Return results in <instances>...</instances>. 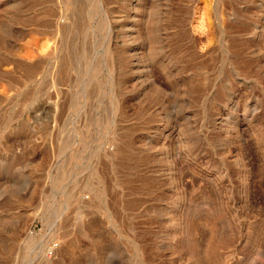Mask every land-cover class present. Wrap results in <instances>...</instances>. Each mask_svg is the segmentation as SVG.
I'll return each mask as SVG.
<instances>
[{"label": "rangeland", "instance_id": "rangeland-1", "mask_svg": "<svg viewBox=\"0 0 264 264\" xmlns=\"http://www.w3.org/2000/svg\"><path fill=\"white\" fill-rule=\"evenodd\" d=\"M0 264H264V0H0Z\"/></svg>", "mask_w": 264, "mask_h": 264}, {"label": "bare ground", "instance_id": "bare-ground-1", "mask_svg": "<svg viewBox=\"0 0 264 264\" xmlns=\"http://www.w3.org/2000/svg\"><path fill=\"white\" fill-rule=\"evenodd\" d=\"M138 15V14H137ZM60 25V24H59Z\"/></svg>", "mask_w": 264, "mask_h": 264}]
</instances>
